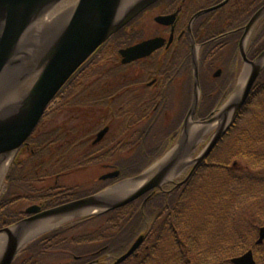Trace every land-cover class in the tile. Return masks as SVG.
I'll return each instance as SVG.
<instances>
[{
    "label": "trees",
    "instance_id": "16d2710c",
    "mask_svg": "<svg viewBox=\"0 0 264 264\" xmlns=\"http://www.w3.org/2000/svg\"><path fill=\"white\" fill-rule=\"evenodd\" d=\"M258 1L254 10L264 4V0ZM252 12L245 13L244 18H248ZM259 23L260 27L249 47L251 58L264 49V18ZM207 51L208 49L204 50L205 53ZM200 79L202 80L201 77ZM65 88L57 95L60 96L59 101L49 108L42 120L49 113H55V107L64 105L63 101H68L69 96H75L73 86ZM102 99L106 101L107 97L100 100ZM109 109L106 110L109 112ZM171 125L173 128L168 136L175 133L179 124ZM72 132L76 133L74 129ZM62 134L63 129L59 126L47 135L43 132L40 136H35L32 142L30 140L35 145V150L38 149L37 156L30 153V162L37 164L38 157L43 154L38 156L42 150L47 153L56 152L77 143L78 140L75 142ZM142 147L143 145L138 148L135 156H141ZM157 156L158 154H154L153 159ZM209 158L211 160L208 163L215 171L213 176L196 179L193 174L195 179L192 178L168 198L157 195L148 202L144 211L147 215L156 217L145 230L144 248L139 251V247L120 264H231V258L253 248L255 225H264V172L261 171L264 169V68L246 102ZM121 160L119 167L122 177L133 176L143 169L130 164V161L126 163L128 159ZM238 161L246 166L239 169ZM23 166L26 165L13 163L7 174V188L0 197V223L5 221L10 224L16 221L17 214L8 203L10 199L14 200L17 192L24 195V199L34 200L33 183L46 178H28L31 174H26ZM203 166L207 165L204 163L201 167L204 168ZM248 168L252 172H246ZM49 173L53 177L59 171ZM199 175L198 173L197 176ZM106 184L97 186L93 192ZM55 189L46 188L41 192L44 194L35 200L43 201L44 207L49 208L92 193L68 190L47 195ZM134 204L136 201L96 216L95 218H106L103 225L90 234L74 235L73 232L83 227L91 217L79 218L69 225L55 229L27 246L24 249L27 256L16 258L13 264H42L40 258L49 253L50 256L72 259L62 264H84L97 257L95 252L99 253L98 256H119L126 251L129 240L144 228L143 209L135 210ZM256 248L254 255L261 259L260 264H264V249Z\"/></svg>",
    "mask_w": 264,
    "mask_h": 264
},
{
    "label": "flooded vegetation",
    "instance_id": "af4514ba",
    "mask_svg": "<svg viewBox=\"0 0 264 264\" xmlns=\"http://www.w3.org/2000/svg\"><path fill=\"white\" fill-rule=\"evenodd\" d=\"M222 1L223 0H157L144 8L126 25L115 32L107 42L96 50L93 57H91V59L68 80L65 85L67 88L73 86L75 89L76 86L77 88L84 86V92L75 89V95H80V104L84 105V107L98 110L100 108H111L113 110L112 113L115 119L112 117L113 119L109 124L105 125V120L101 122L102 119H96V131L86 138V142L90 141L92 145L90 143L88 148L83 149L84 154L90 155L87 159L89 160L88 162L92 161L93 158L94 161L97 159L98 165L103 168L102 176L113 172L118 166L111 157L112 153L106 150L104 156L108 158L104 160L99 158L97 152H92L91 148L103 142L107 133L114 125L115 128H118L116 132L112 134L113 137L121 138V134L124 135L122 139L126 144V139L131 140V124L135 125L138 123L141 119L139 115H143V113L146 114L142 116L143 125L148 124L150 121L154 124L160 117L169 120V114L175 106L173 105V101L179 98L180 89L176 90L177 85H179L178 87L182 85L183 90L181 93L185 92V94L187 93L188 95V100H180L181 103L178 105V108H186L187 105H185V103L191 100L189 85H185V82L188 84L192 77L190 62L193 61V53L190 54V52H193V50L191 51L190 48L193 42L191 38L199 45L200 77L204 73L207 74L211 68H217L212 74L213 77H211V80L215 77L216 80L222 81L221 79L228 76L227 71L230 70L231 67L234 68L236 60L241 61L240 43L247 41L244 40L243 37L245 24L260 8V6H257L254 10V7L259 1L227 0L225 5L212 11L205 12ZM252 10L254 11L252 12ZM249 12H252V14L245 19L244 14ZM249 31L245 39L251 41L252 29L250 32ZM120 38L124 40L120 42ZM154 39H161L163 41L159 46L152 49L149 54L123 64L122 58L118 54L121 49L140 43L142 40L144 42L145 40ZM205 49H208L206 53L204 52ZM246 54L249 59H253L249 57L248 48L246 49ZM190 57L192 58L191 61ZM100 63L108 66L106 71H97L96 68V70L93 68V66H98ZM90 64L91 67H88ZM223 71H225V74H223ZM120 74L122 77L119 79L118 76ZM90 75L94 77L88 78ZM222 76L223 78L220 79ZM202 80L200 83L201 85H203ZM92 84L94 86L90 87ZM217 90L223 91L222 88H218ZM104 97H107L106 101L103 99L100 100ZM139 107L143 108V113L138 112L137 109ZM199 108L200 106L198 109ZM209 113L210 112L200 114L197 112L195 118L203 119L207 117ZM105 114L107 115V113ZM174 119V123L180 125L181 118L178 116V112L175 114ZM174 119H171L170 123ZM101 123H103V126H101ZM75 126H77V124H75ZM105 126L107 127L105 133L100 140L97 139V141L98 131ZM73 129L78 132L77 127ZM81 129L83 130L82 126ZM122 129H124L123 133H121ZM48 132L50 131H44L45 135H47ZM175 135L177 136V133ZM30 140L32 141L33 139ZM84 144L85 142L80 140L79 145L83 146ZM21 150H27L29 154L31 153L33 155L38 152L37 148L35 150V145L31 144L28 140L25 141ZM123 151L126 153L131 151V148H124ZM123 158L126 160L125 156ZM87 166L89 165H81L77 166V168L76 166H70L69 168L65 166L60 176L67 177L73 170L85 168ZM186 175L187 172L182 178L176 179L175 182L169 180V183L163 185L161 189H158L155 195H167L168 197L174 191L183 188L191 178L190 177L189 180L184 183ZM100 176H98V180H92V183H97ZM58 178L59 177H57V179ZM41 180H45V178ZM56 181L57 180H55V183ZM115 181L118 180L113 179L110 185H112V183L114 184ZM75 187L76 192L82 189L77 188L81 187V185L72 186L69 187V189ZM57 192H60V190L55 193ZM148 194L149 193L146 195ZM146 195L143 196V200ZM148 202L143 206V209L146 208ZM27 216H29V214L26 209L24 217ZM143 218L147 219V213L145 211H143ZM255 226L256 237L253 242V248H249L253 253H255L256 247L258 250L264 249V238L259 241V230L261 227H264V225L260 226L256 224Z\"/></svg>",
    "mask_w": 264,
    "mask_h": 264
},
{
    "label": "water",
    "instance_id": "95a60500",
    "mask_svg": "<svg viewBox=\"0 0 264 264\" xmlns=\"http://www.w3.org/2000/svg\"><path fill=\"white\" fill-rule=\"evenodd\" d=\"M45 1L47 0H0V64L3 58V51L7 37L16 36L22 27L25 17ZM55 1L57 2L59 0ZM109 1L110 0L78 1L73 13L74 20L66 25L59 40L52 47L51 57L48 63L44 65L35 83L27 92L23 101L24 103L10 121L0 124V156L2 159L5 158L6 167L7 163L9 164L11 162L17 149L37 125L49 102L72 73L113 32L121 28L126 21L130 20L135 14L146 8L155 0L140 1L133 10H128L122 19L116 22L113 26H110L108 23L110 12L108 6ZM223 3L224 2L218 6ZM263 13L264 6L251 16L245 27L243 37H245L249 29ZM162 41L163 40L161 39H154L147 42H140L130 48L121 50V54L128 57V60L125 59L124 61L137 59L142 57L143 54H149L150 51L159 46ZM239 48L243 61L245 64H248L247 66L249 67L247 77L244 79V82L241 85V90L238 91L239 93L227 100L225 104L217 110L214 116L203 121V123L206 122L207 124H210L212 122H217L218 120L219 123H217L212 138L201 154L193 160L192 169L205 159L222 134L227 130L232 119L245 103L257 76L264 66V50L260 52L254 60H248L245 56L242 42L240 43ZM192 66L194 71V88H199L196 58L193 59ZM198 93L197 90H194L191 107L182 124L183 133L189 129L190 124H198V121H193V115L199 102L200 93ZM105 131L106 128L101 130L97 134L96 140L101 138ZM181 135H179L178 141H182ZM174 160H168L165 164L159 167V171L148 177L145 181L142 179L143 174L135 176L134 179H138L141 183L128 193L111 201H103L102 196L107 193V190L114 188L119 183L92 196L61 204L47 210L40 211V208L35 206L29 208L28 213H34V215L20 220L10 227L1 229L5 233H8L10 239L5 245V255L0 264H10L13 260L18 250V238L16 237V234L23 231L22 229L31 226V224H36L41 220L50 219L58 222L80 216H87L88 214V216L103 214L112 209L121 207L137 199L148 190L159 188L162 184L168 182L166 176L171 167H173ZM117 175L118 172L116 171L103 177H116ZM87 210L90 212H87ZM11 233L14 234L11 236ZM263 238L264 227H261L259 230V241ZM142 241L143 236H139L126 252L116 258L113 264H119L128 258ZM231 262L233 264H256L251 250L246 251L238 257L232 258Z\"/></svg>",
    "mask_w": 264,
    "mask_h": 264
},
{
    "label": "rangeland",
    "instance_id": "374dc122",
    "mask_svg": "<svg viewBox=\"0 0 264 264\" xmlns=\"http://www.w3.org/2000/svg\"><path fill=\"white\" fill-rule=\"evenodd\" d=\"M259 22H257L256 25L253 24L251 27L252 28V31H251V38L252 39H250L251 41H249V39H248L247 42H243V47L245 48V51L247 48L249 50V47L252 45L251 42L253 41V39L256 36L257 31L260 27ZM190 50L191 51L193 50V52H190V54L193 53V59L197 58V61H198L199 45H197L195 42H193L191 44ZM191 59L192 58L190 57V61H191ZM239 61L240 60H236L234 68L231 67L230 70L227 71L228 76L226 78H223V76L220 77V79L223 78V79H221L222 81L216 80L215 77H214L215 80L214 79L211 80V77H213L212 74L217 70V68L216 69L211 68L207 74L204 73L201 76L203 78V81H202L203 85L200 84L201 86L199 85V88H196V87L194 88L193 77H191V80L189 81L188 84H186L187 82H185V85H187V86L189 85L190 92H191V100H189L188 103L187 102L185 103V105H187L186 108H178V105H180V103H181L180 100H182V101L188 100V98H187L188 95H187V93L185 94V92L181 93L183 90L182 85H181V87H178L179 85H177L176 90L180 89L179 98L175 99L173 101V105H175V106L173 107V109L171 110V113L169 114V120L164 119V117L163 118L160 117L158 120H156V122L154 124H152L148 129L145 130V127H143V117L142 116H144L146 114L142 112V111H144L143 108L139 107L137 110H138V112L143 113V115H139L142 120L140 119L138 121V123L135 125L131 124V135H132L131 140L126 139L127 142L125 144L124 140L122 139V138H124V135H122V134H121V138H119V137L114 138L112 134H114V132H116V130L118 128V127L115 128V125H114L111 128V130H109V132L107 133V136L105 137L103 142H101L100 144H98L95 147H92L91 151L97 152V155H99V158L101 159V157H104V155H105L104 153L107 150L109 153H112L111 157L113 158V161L115 160L114 162L116 164H121V161H122L121 159L125 156L126 157L125 159H128L126 161V163L130 161V164H132V165L136 164V166L138 165L137 167H139V168L143 167L141 172H139L138 174H135L132 177L128 176L129 178H125L126 180H131L132 182H130V183H134V182L139 183L138 182L139 180L134 179V177L138 176L142 172H144L143 173V176H144L143 181H145L148 177H150L149 175H151V173H150L151 169L153 167L158 168L161 163L158 165H156V164H154L153 166H151V165L155 161L162 158L163 155H166L168 153V151L170 150V148L173 145H175L176 150L174 149L172 152V154L174 152L176 153L175 158L172 157V158L166 159V161H164V163L163 162L162 163L165 164L168 160H171V159L174 160L175 159L173 167H171L170 170L172 171V168L176 167L179 169V171L172 174L171 171L169 170L167 173L166 179H168V181L171 180V181L175 182L176 179L182 178L184 176V174L188 171V169L191 168V166L193 165V160L198 157V154L201 153L203 148L208 144V142L212 138V136L216 130L217 124L212 122L211 125H213V127H211V128H209L211 125H208L207 130L203 133V135L199 136V138L197 139L195 144L193 146H191V148L188 150V156H187V158H185V160L188 159V161L183 165V167L180 168V167H177L178 161H180L179 159H180L181 155L185 152V148L187 147V145L185 142H183V143H185V145H183L182 141H178L179 135L176 136L173 133L171 136H168L171 129L173 128L172 127L173 125H171V124H173L175 121L174 116L178 112V116L181 118V127L178 125L177 126L181 130L182 124H183L182 122L186 116L188 109L191 107V103L193 101L194 90H197L200 93V94L198 93L199 96H201V97H199V103H198L200 106V108L198 109V112L200 114H205L207 112H210L209 114H212L213 112L215 113L217 109H220L225 104V102L231 98L232 93L234 91L238 90V88H239V90H241V85L244 82L245 75L243 76L244 78H240V76H241L243 71L245 72V69L249 70V67L247 66L248 64H245V62L241 63ZM190 65H191L192 75H193L194 71H193L192 61L190 62ZM88 67H91V64ZM105 67H108V66H105ZM223 74H225V71H223ZM91 77H94V76L90 75L88 78H91ZM121 77L122 76L120 74L118 76V78L120 79ZM93 86L94 85L92 84L90 87H93ZM185 88H186V86H185ZM218 88L219 89L222 88L223 91H218L217 90ZM72 90H74V89H72ZM79 90H80V88H78L77 91H79ZM82 91L84 92V90H82ZM203 92H205V97H203ZM77 96H80V95L77 94L75 96H72L71 98L69 96L67 103H65V104L63 103L64 105H61V106H56L55 108H57V109L55 111H53L55 113H52L51 115L49 113L48 116L45 118V120L37 128L38 133L41 134L43 132V130L44 131H53V130L57 129V127L60 126L66 130V131L63 130V134H62L63 136L65 134H67L65 136L67 138H70V139L72 138V140H75V142H76V139L78 141L82 139L85 142V144L82 147H80L79 145L75 146V147L74 146L72 147L71 145H69V148H70L69 150H67V148L64 149V152L67 150L65 152V157L67 160L70 161L69 164L72 165V167L76 166V168H77V166L84 165V164H81V165H77V164H80V163L86 161L87 157L90 156L89 154H86V153L84 154L83 149L88 148V146H89V141L86 142V138H88L90 134H92L93 132L96 131V128H97L96 119H98V118L102 119L103 118L106 122L103 119L101 120V122L104 121L105 125L109 124L113 118L115 119V117L109 118L110 112L106 115L105 113H107L108 110H106L104 108H100L99 110L95 109V108L94 109L93 108L87 109L86 107H84V105L80 104L81 102L76 100ZM59 97L60 96L57 97L56 102L59 101ZM181 107H183V106H181ZM135 111H136V109H135ZM108 118H109V120H108ZM171 119H174V120L170 124ZM198 119L201 120L200 118H197V121H199ZM233 120H234V118H233ZM232 121H231V123H232ZM116 122H117V120H116ZM75 124H77V126H75ZM81 126L83 127V130L81 129ZM101 126H103V123H101ZM74 127H77L78 132H76V133L72 132V129ZM189 127H192V125L190 124ZM123 130L124 129H122L121 133H123ZM37 136H40V135H37ZM111 137H113V138H111ZM181 143H182V145H181ZM142 145H143V147H142L141 156H138V157L135 156L134 153H136V149L138 150V146L141 147ZM123 147L124 148L130 147L131 151L124 153ZM41 153H43V154L41 155ZM154 154H158V157H157L158 159L157 158L153 159ZM48 155H49V153H47L46 150L45 151L42 150L38 155V156H40V157H38L39 161H37V164H35V165H34V162H30L31 160L28 157V153H22L19 157L14 159V162L16 164L20 165V164L24 163V165H26V166H23L26 174L27 173L31 174V175L27 176L28 178H31L33 180H35L34 178H36V180H37L38 179L37 177H40V176L46 177L45 180H41V181H37V182L35 181L33 183V185H32L33 188L36 189V191H38L35 193V197H33V198L36 199L37 196L44 194L41 192H43L46 188H50V187L55 186V185L62 186L65 188L70 187V186L81 185V187L83 188V191H80V192L84 193V192H92L96 189L97 186H100L101 184H103L102 181H98L97 183H92V180H94V179L98 180V176H100L103 172V170H102L103 168L98 165L97 161H94V160H92V161H90V163L88 162L86 164L89 166H87L85 168H79L77 170H73V172L70 175H68V177H62V179H59L58 182H56V184H55L54 183L55 180L53 178H51V176H50L51 174L49 173L52 170V168H50V167L54 168V166L56 165L54 170L59 171L61 168V165L59 163H53V162L49 163V156ZM93 155H94V153H93ZM35 156H37V154H35ZM105 159H106V157L104 158V160ZM210 160H211V158L208 159V157H207L205 160H203L201 163H199L201 165H199L196 168V170L193 172L196 176V179H199V178L206 179V177L208 178V177L213 176V173L215 171H214L213 167H210V163H208ZM150 161H153V163L151 165H149V166H151L149 168V166L146 165V162H150ZM7 162H9V161H7ZM38 162H39V166H38ZM204 163L207 166L206 167L203 166L204 168H202L201 166ZM10 164H12V163H10ZM10 164L7 163L6 170H8V166ZM237 164H238L239 169H241L240 167L246 166L243 162H239V161L237 162ZM6 170H2L4 173H2L1 175H5L7 172ZM261 171L264 172V169ZM246 172H252V171H250L248 168V171H246ZM198 173L200 174L199 176H197ZM125 179L121 180L120 182L121 183L125 182L126 181ZM193 179H195V178H193ZM69 181L71 183H69ZM190 181L191 180H189L188 183ZM115 182L117 184L118 183L121 184L119 181H115ZM113 186L114 185H111L110 187H113ZM32 192H34V191H32ZM0 193H1V189H0ZM23 196L20 194V192H17L16 196L13 199L18 198V200L17 199L16 200L10 199L9 203H8L10 208L13 211L16 210L17 212H19V214L16 213L17 218H16L15 222H18L21 219H24V215H25V213H23L24 210L26 211L27 206L32 204L31 202H29L26 199L21 200V199H23ZM10 201H12V202L10 203ZM134 205H135V210L136 209H138V210L143 209V202L142 201H136V204H134ZM143 211H144V209H143ZM247 214H248V212H247ZM100 215H102V214H97L95 216H92L93 218L92 217L89 218L90 216H84V217L71 218L69 220H63L59 225L57 223L58 227L55 226L56 228L45 230V231L39 233L34 241H37L40 236H43V235H45V234H47V233H49L55 229L63 227L65 225H69L70 223L74 222L75 220H77L79 218H89V219L87 220V222L84 223L83 227H81L77 230H74L73 234L79 235V234L93 233L95 230H97V228L102 226L104 221H105L106 217L95 218L96 216H100ZM155 217H156V215L153 216L152 214L147 215V219L142 217L143 218L142 219V225H144V228H142L141 233L137 232L135 234V236H133V238H131L129 240V242H128L129 245H128L127 249L131 246V244L139 236H144L145 230L148 228V226L151 225V220H154ZM7 223L8 222H5V221L0 223V229H1V227L8 226L9 224H7ZM36 224H38V223H36ZM36 224H31V225H36ZM143 242H144V239L140 243V245L137 247V249L140 247L139 251L144 248L145 243H143ZM92 248H95V247H92ZM95 254L97 255V257L94 258L93 261H97V262H95L94 264H112L115 261V259L118 257V255L112 256L109 254L104 255V256H101V255L98 256L99 253H97V252H95ZM26 256H27V253L24 252V249H23V251H19L16 254V258L19 257L22 259ZM257 257L258 256L255 255L256 261H258V264H260L261 259H258ZM70 261H72L71 258L63 259L62 257L60 258V257L52 256V255L50 256V253L47 255H44L43 257L40 258V262L42 264H62V263L70 262Z\"/></svg>",
    "mask_w": 264,
    "mask_h": 264
},
{
    "label": "bare ground",
    "instance_id": "6f19581e",
    "mask_svg": "<svg viewBox=\"0 0 264 264\" xmlns=\"http://www.w3.org/2000/svg\"><path fill=\"white\" fill-rule=\"evenodd\" d=\"M78 1L79 0H59L56 2L55 0H47L43 3H41L39 5V7L32 10L25 17L23 24H22V27L19 30V33L16 36L14 35V36L7 37V39L5 41L6 44L4 46V51H3V58H2V61L0 64V124H4V123L10 121V119L15 116L17 111L20 109L21 105L24 103L23 101L27 95V92L32 87V85L35 83V81L38 78V76H39L41 70L43 69L44 65L46 63H48V61L51 57L52 47L59 40V37L63 33L66 25L70 21L74 20V18H73L74 14L73 13H74V9H75V6L77 5ZM140 1H143V0H110L108 2V6L110 8L109 19H108L109 25L113 26L116 22H118L120 19H122V17L124 16V14L128 10L129 11L133 10L135 8V6ZM156 1L157 0L153 1L152 3L156 2ZM222 2H224V3L220 6H218ZM222 2L211 7L210 9L206 10L205 12L212 11L216 8H219L223 5H225L227 0H223ZM152 3H150L149 5H151ZM263 6H264V4L260 8H262ZM141 11H139L137 14H135L131 19H133ZM263 18H264V13L259 17V19L254 24L256 25L257 22H259V20H261ZM130 20L126 21L121 27L126 25ZM247 23H248V20L245 24V27H246ZM251 29L252 28H250L249 30L251 31ZM117 31H115V32H117ZM115 32H113L101 45H103L105 42H107L109 40V38ZM246 35H248V34H246ZM123 40L124 39L120 38V42H122ZM191 40H192V42H195L193 38H191ZM244 40L248 41V39H245V37H244ZM147 41H151V40H145L144 42H147ZM141 42H143V40ZM132 46L133 45L127 46L124 49L130 48ZM124 49H121V50H124ZM121 50L118 52V54L122 58L123 64L130 62L131 60L124 61L125 59L128 60V57H126V55L123 56L121 54ZM262 51H260V52H262ZM95 53H96V51L94 50L91 53V55H89L87 57V59L84 60L82 63H86L89 59H91V57H93V55ZM106 56H108V55H106ZM143 56H144V54H143ZM239 62L242 63V60ZM93 68L94 69L96 68L97 71H106L108 67H105V65L100 63V65L99 64H98V66L95 65V66H93ZM247 74H248V70L245 69V72L244 71L242 72L240 78H244L243 77L244 75L246 78ZM72 76H70L68 78V80ZM192 77H193V75H192ZM193 80H194V77H193ZM198 83L199 84L201 83L200 76H198ZM78 88H80L79 91H82L84 86L78 87ZM78 88L76 86L75 89H78ZM238 91H239V88H238V90H236L232 93L231 97L236 96L239 93ZM76 100L81 102V97L77 96ZM63 103L65 104V103H67V101H63ZM49 106L51 107V102L49 103ZM197 106L199 107V104ZM189 109H188V111H189ZM188 111H187V113H188ZM45 113H46V111L44 110V112L41 115L38 123H42L44 121V120H42V117L45 115ZM187 113H186V115H187ZM207 119H209V117ZM203 121L204 120H202L201 122L198 121V124H193L192 127H189V129L184 133L182 132V129L181 130L178 129L175 132V134L177 133V135H181V133H182V135H181L182 136V142H185L187 145V147L185 148V152L181 155V157L179 159L180 161H178L177 167H180V168L183 167V165L188 161V159L185 160V158H187V156H188V150L191 148V146H193L195 144V142L197 141L199 136L203 135V133L207 130L208 125H211V123L207 124L205 122L206 123L205 124V123H203ZM214 123L217 124V123H219V121L217 120V122H214ZM211 127H213V125H211L209 128H211ZM43 132H44V130H43ZM37 135H40L38 133V129L34 128L31 131L30 135L28 136V140L33 139ZM24 143H25V141L17 149L15 155L20 156L22 153H27V150H25V151L21 150ZM185 143H183V145H185ZM138 148H140V147L138 146ZM175 148H176V146L173 145L166 155H163L162 158L155 161L154 163H153V161H150L147 165L149 166L153 163L151 165V166H153L154 164L158 165L161 163L160 166H162L164 161H166V159H169L172 157L175 158L176 153L174 152L172 154V152ZM213 149L214 148L211 149L208 156L213 151ZM48 153H49L48 156H52L54 152L49 151ZM200 154H198V156ZM151 166H149V168ZM159 167L158 168L153 167L151 169V172H150L151 175H154L157 171H159L158 170ZM6 168L7 167L5 164V158L2 159L0 156V189H1L0 197L5 192V190L7 188V184H6L7 175H1L2 173H4L2 170H6ZM177 171H179V169L174 167V168H172L171 173L173 174V173H176ZM143 173L144 172H142L141 174H143ZM151 175H149V176H151ZM123 178H125V177H123ZM142 179H144V176ZM130 182H132V181L127 180V181L119 184L118 186H115L114 188L107 190V193L102 196L103 201H111V200H114L116 198H119L120 196L128 193L130 190L136 188V186H138V184L141 183L139 181H138L139 183H137V182L130 183ZM69 183H71V182L69 181ZM166 184H167V182H165V184H162L161 187L163 185H166ZM104 190H105V188H103L101 191H104ZM35 193H36V189L32 193V198L35 197ZM16 199L18 200V198H16ZM16 199H14V200H16ZM33 199L34 200H28L32 204L27 206V208H26L27 210L29 208H31L32 205L42 202L40 200L39 201L35 200V198H33ZM78 199H81V198H78ZM21 200H25V199L23 198ZM11 202L12 201H10V203ZM25 212L26 211L24 210L23 213H25ZM87 212H90V211L87 210ZM14 213L19 214V212H17L16 210L14 211ZM80 217H84V216H80ZM62 221L63 220L57 222L55 220L47 219V220H43V221L38 222V224H36V225H31L27 228L22 229L23 231L18 232L19 234L18 233L16 234V237L18 238V240H17V242H18L17 243L18 244L17 252L23 251V249H25V247L32 244L39 233H41L45 230H49V229L58 227V225ZM16 223L17 222H12L8 226H4L1 229H4L6 227H10ZM57 223H58V225H57ZM1 229H0V263H1L4 255H5V245L8 243V241L10 239L8 233H5ZM13 234L14 233H11V236ZM16 254H15V256H14V258L10 264H13V262L16 260L15 259ZM92 261L86 262L84 264H89Z\"/></svg>",
    "mask_w": 264,
    "mask_h": 264
}]
</instances>
